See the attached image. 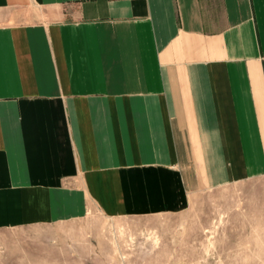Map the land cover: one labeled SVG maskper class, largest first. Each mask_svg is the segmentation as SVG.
Returning <instances> with one entry per match:
<instances>
[{"label": "crops", "instance_id": "0c3cea01", "mask_svg": "<svg viewBox=\"0 0 264 264\" xmlns=\"http://www.w3.org/2000/svg\"><path fill=\"white\" fill-rule=\"evenodd\" d=\"M254 178L264 0H0V229Z\"/></svg>", "mask_w": 264, "mask_h": 264}, {"label": "rangeland", "instance_id": "374dc122", "mask_svg": "<svg viewBox=\"0 0 264 264\" xmlns=\"http://www.w3.org/2000/svg\"><path fill=\"white\" fill-rule=\"evenodd\" d=\"M180 210L0 229V264H264V178L193 190Z\"/></svg>", "mask_w": 264, "mask_h": 264}]
</instances>
